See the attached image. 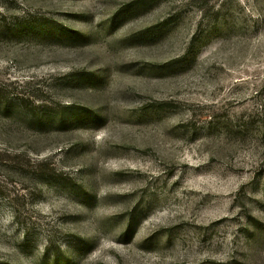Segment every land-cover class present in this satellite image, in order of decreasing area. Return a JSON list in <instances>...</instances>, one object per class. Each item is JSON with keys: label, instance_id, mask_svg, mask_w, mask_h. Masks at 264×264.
I'll use <instances>...</instances> for the list:
<instances>
[{"label": "rangeland", "instance_id": "obj_1", "mask_svg": "<svg viewBox=\"0 0 264 264\" xmlns=\"http://www.w3.org/2000/svg\"><path fill=\"white\" fill-rule=\"evenodd\" d=\"M0 264H264V0H0Z\"/></svg>", "mask_w": 264, "mask_h": 264}, {"label": "trees", "instance_id": "obj_2", "mask_svg": "<svg viewBox=\"0 0 264 264\" xmlns=\"http://www.w3.org/2000/svg\"><path fill=\"white\" fill-rule=\"evenodd\" d=\"M23 101H24L23 98H20V97L17 96V98H16V102H18V104H22Z\"/></svg>", "mask_w": 264, "mask_h": 264}]
</instances>
